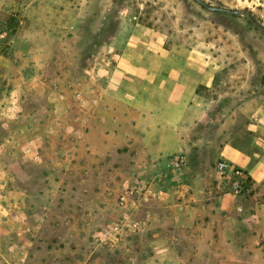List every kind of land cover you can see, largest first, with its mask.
I'll return each mask as SVG.
<instances>
[{
    "label": "rangeland",
    "instance_id": "374dc122",
    "mask_svg": "<svg viewBox=\"0 0 264 264\" xmlns=\"http://www.w3.org/2000/svg\"><path fill=\"white\" fill-rule=\"evenodd\" d=\"M204 1L264 27V0ZM146 29L194 88L169 151L102 91ZM0 36V264H264L263 30L194 0H0Z\"/></svg>",
    "mask_w": 264,
    "mask_h": 264
},
{
    "label": "crops",
    "instance_id": "0c3cea01",
    "mask_svg": "<svg viewBox=\"0 0 264 264\" xmlns=\"http://www.w3.org/2000/svg\"><path fill=\"white\" fill-rule=\"evenodd\" d=\"M165 37L152 29L137 30L123 45L117 66L102 90L107 104L108 101L120 104L127 112L139 114L144 122H138L137 126L148 128L145 132L154 135L152 143L155 142L158 151L172 149L170 138L166 139V136L178 133V127L187 117L186 111L190 110V92L194 89L185 79L184 72H176V78H173L175 70L172 67L175 66H172ZM180 65L176 67L184 69ZM190 67L200 71L198 66ZM133 80L136 83H132ZM111 108L115 110L116 106ZM212 211L208 210L206 215ZM216 212L228 216L224 208H216ZM233 215H238L236 209H233Z\"/></svg>",
    "mask_w": 264,
    "mask_h": 264
},
{
    "label": "built area",
    "instance_id": "2783aa9c",
    "mask_svg": "<svg viewBox=\"0 0 264 264\" xmlns=\"http://www.w3.org/2000/svg\"><path fill=\"white\" fill-rule=\"evenodd\" d=\"M2 36H0L1 38ZM187 160L185 156H181L174 162V167L179 170L185 168ZM217 172L228 179L231 190L236 195H241L244 190V186L249 183V176L241 169L233 166L225 159L219 160L217 163Z\"/></svg>",
    "mask_w": 264,
    "mask_h": 264
},
{
    "label": "water",
    "instance_id": "95a60500",
    "mask_svg": "<svg viewBox=\"0 0 264 264\" xmlns=\"http://www.w3.org/2000/svg\"><path fill=\"white\" fill-rule=\"evenodd\" d=\"M197 3H199L201 6H203L204 8H206L209 11L212 12H221V13H227V14H231V15H241V16H246L247 18H249L258 28H260L261 30L264 31V27L247 11H243V10H233L230 8H223V7H215V6H211L209 5L206 1L204 0H194Z\"/></svg>",
    "mask_w": 264,
    "mask_h": 264
},
{
    "label": "trees",
    "instance_id": "16d2710c",
    "mask_svg": "<svg viewBox=\"0 0 264 264\" xmlns=\"http://www.w3.org/2000/svg\"><path fill=\"white\" fill-rule=\"evenodd\" d=\"M250 178V177H249Z\"/></svg>",
    "mask_w": 264,
    "mask_h": 264
}]
</instances>
